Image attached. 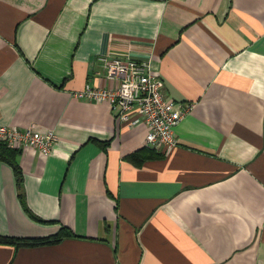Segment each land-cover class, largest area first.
<instances>
[{"label": "crops", "instance_id": "obj_1", "mask_svg": "<svg viewBox=\"0 0 264 264\" xmlns=\"http://www.w3.org/2000/svg\"><path fill=\"white\" fill-rule=\"evenodd\" d=\"M102 56L191 106L175 148L129 160L146 128L75 97L116 87ZM0 125L58 138L20 188L0 162V236H77L0 264H264V0H0Z\"/></svg>", "mask_w": 264, "mask_h": 264}, {"label": "built area", "instance_id": "obj_2", "mask_svg": "<svg viewBox=\"0 0 264 264\" xmlns=\"http://www.w3.org/2000/svg\"><path fill=\"white\" fill-rule=\"evenodd\" d=\"M108 82L116 87L96 88L86 86L77 92L80 100L107 104L116 111L120 122L129 127L144 126L146 136L144 147L157 152L167 153L177 146L175 127L191 110L183 107L165 95L164 82L155 74L149 61H137L131 58H100ZM58 138L55 132L39 133L31 130H19L16 127L0 125V144L11 149H35L49 156Z\"/></svg>", "mask_w": 264, "mask_h": 264}, {"label": "trees", "instance_id": "obj_3", "mask_svg": "<svg viewBox=\"0 0 264 264\" xmlns=\"http://www.w3.org/2000/svg\"><path fill=\"white\" fill-rule=\"evenodd\" d=\"M143 152L150 154L151 150L144 148L143 150L133 154L129 157V160H134L138 156H140ZM21 154L20 149H11L7 147L5 144H0V162L8 163L12 166L15 176L17 179L18 187H21L22 183V173L20 167L17 163V158ZM21 200H24V197L21 193ZM77 236L73 233V231L67 227H61L58 234L44 238V239H19L13 237L0 236V244L1 245H13L15 248L20 247H30V246H38V245H46V244H57L62 242L68 238H76Z\"/></svg>", "mask_w": 264, "mask_h": 264}]
</instances>
